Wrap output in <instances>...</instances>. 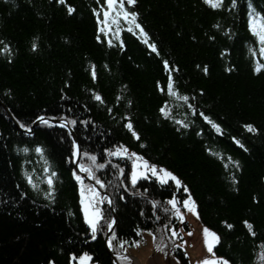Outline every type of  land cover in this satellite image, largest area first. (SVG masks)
<instances>
[{
    "label": "trees",
    "instance_id": "trees-1",
    "mask_svg": "<svg viewBox=\"0 0 264 264\" xmlns=\"http://www.w3.org/2000/svg\"><path fill=\"white\" fill-rule=\"evenodd\" d=\"M245 3L237 0L233 8L231 0H224L218 10L201 0H137L126 5L139 14L157 55L138 36L125 31L123 49L116 41L109 46L108 37L98 32L93 12L100 7L96 0H66L65 5L57 0H0V49L7 45L11 50L0 52V264H70V253L82 252L92 254L98 264H113L104 243L105 222L101 221L102 230L91 240L83 221L72 176L69 132L41 124L28 135L12 121L13 117L31 128L37 116L77 120L70 126L80 143L81 163L91 165L83 155L88 152L97 156V163L105 164L103 169L91 166L104 182L101 189L113 198L114 252L121 248V241H138L148 230L156 242L164 237L166 244L168 232L162 234L158 223L170 220L168 227H179L167 200L173 194L178 199L185 195L172 182L161 186L145 179L131 185L126 178L131 160L105 152L125 144L156 165L167 166L187 185L200 220L220 235L217 256H225L231 264H261L264 69L255 72L254 68L257 62L264 64V56L245 29L249 5ZM250 3L258 8L254 0ZM67 5L75 9L71 15ZM121 24L127 28L125 22ZM163 60L178 69L172 77L179 94L189 97L187 103L158 91L157 81L167 83ZM94 93L101 95L103 103L93 98ZM165 100L172 110L168 119L159 112ZM201 112L220 126L219 132ZM128 119L139 140L124 127ZM245 124H252L256 131L249 132ZM37 145L44 149L43 155L35 152ZM25 147L28 152L23 151ZM45 161L57 173L52 199L43 194L47 190ZM25 172L33 176L39 190L28 185ZM102 211L108 220L113 219L106 206ZM245 220L253 224L255 236L249 234ZM224 221L233 227L227 228ZM184 225L188 230L189 225Z\"/></svg>",
    "mask_w": 264,
    "mask_h": 264
},
{
    "label": "snow or ice",
    "instance_id": "snow-or-ice-1",
    "mask_svg": "<svg viewBox=\"0 0 264 264\" xmlns=\"http://www.w3.org/2000/svg\"><path fill=\"white\" fill-rule=\"evenodd\" d=\"M58 3L61 5L66 4V0H57ZM97 4H100V7L98 9H93L94 14L97 17V22L100 27H98V32L102 33L105 37H108L107 43L109 46H113L114 41L118 42L117 46L123 49L124 42L121 39V21L125 22L127 24V31L129 33H132L133 35H136L140 38V40L146 44L153 52H155L157 55H159V52L157 50V47L155 43L149 42L148 33L144 30L143 26L138 21V13L136 11L129 10L126 5L131 6L135 5L137 0H103V3H101V0H96ZM203 3L211 7L212 9H220L224 5V0H203ZM237 4V0H231V7L235 8ZM249 12H248V29L251 33V35L255 38L256 43L259 45V54L261 56H264V12H258L252 4L248 5ZM75 11L74 7L71 5H67V12L69 15H71ZM103 18L101 19L100 16ZM218 27V25H217ZM111 33V36L109 34ZM96 39L98 41L101 40V36L97 35ZM37 47L36 43H33L32 48L35 50ZM10 48L5 45L4 48L0 49V52H6L10 53ZM251 51V49H250ZM164 65L165 71L168 73L167 76V83L166 85H161L159 81H157V89L161 93H166L169 97H174L179 100H183L185 103L188 102L189 97L186 95H180L178 92V89L175 86V82L172 77V72L178 71L177 68L171 67L169 65V62L167 60L162 61ZM261 69H264V64L257 62L256 66L254 68L255 72H260ZM230 70V69H229ZM205 73L207 72V67L204 68ZM93 80L96 79V72H95V66H92V72H91ZM93 98L97 101H100L103 103V98L99 93H94ZM120 97H117V100H119ZM129 103H131L129 101ZM189 108L193 109V112H195V109L192 104H188ZM111 111V109H109ZM171 108L169 106V101L165 100L164 103L160 106L159 112L160 114L168 119L171 118ZM200 115L203 117L205 121H207L209 124H212V126L219 132L220 126L218 124H215L211 119L204 115L202 112ZM37 121H39L41 124L47 125L49 127L53 126V121L59 122L60 127H66L68 124L76 125L77 120L65 118L64 116H61L59 118L57 117H45V116H37ZM35 123V122H34ZM86 123V122H81ZM183 127L187 128L189 125L187 123H184L183 121H178ZM21 128H26L28 133H31L32 129L25 124H20ZM124 127H126L131 133L132 136L139 140V134L134 130L133 124L130 119L127 120ZM244 128L248 130L249 132H255L256 129L252 124H245ZM235 140V137H233ZM237 144H240L239 140H235ZM143 147V145H141ZM243 147V145H241ZM24 152H28L29 149L25 147L23 149ZM211 151V149H209ZM35 152L38 154L43 155L44 149L37 145L35 147ZM105 152L109 156H115L120 157L121 159H130L131 160V172L126 176L127 179L130 180L131 185L135 186L137 182L142 178L149 177V174L151 177H155L156 182H158L161 186L168 185L170 182H172L175 185V188L177 190H182L184 193L187 194L186 198L178 199L176 195H172L170 199L167 200V204L171 205V209L173 210L174 216L179 219L181 222L184 221V213L181 211V208L186 210L187 212L197 214V207L196 202L191 196L190 190L172 171L168 170L167 168H164L163 166H158L156 164H151L147 159H145L142 155L136 153V152H129L128 148L121 144L115 147L114 150L112 149H105ZM214 155H218L216 153H213ZM80 155V147L75 139L72 140V152H71V160L73 163L76 164V167L72 170V176L74 180L79 185V204L81 211L83 213V221L87 225V230L90 232V239L95 240L97 238L98 231L102 230L101 221L103 220L106 224L107 230L111 233V236L109 239H107L106 244L109 250L114 249V241L113 237L116 236V233L113 230V224L115 223V220H108L100 207L101 204L105 202V200H108L106 196H102L100 192L96 189V187L92 184H86L85 183V177L82 176L80 173H86L87 177L95 180V183L99 185L101 188L105 187L104 182L99 179V177L96 176V173L93 171V167L91 165H95L96 168L103 169L105 167L104 163H97V156L88 152H84L83 155L88 157L89 161L91 162V165L79 163L78 156ZM223 158V157H221ZM229 160H231V157H228ZM233 163L236 165V167H239V163L236 161H233ZM227 167V165H225ZM113 167H118L117 165H113ZM44 172L46 173L44 177V182L47 184V190L44 191V195L48 197L49 199H52V193L55 191L54 189V182L57 173L55 171H50L48 162L45 161V167ZM119 172L121 175H124V170L119 169ZM24 176L26 178V181L28 185H30L34 190H39V184L33 179V176L29 173L25 172ZM232 182L236 183L235 176H232ZM123 198V197H122ZM255 199V198H254ZM108 203L110 204L111 201L108 200ZM153 206L155 207L156 201H153ZM165 211H168L165 209ZM227 228L231 229L233 225L228 224L226 221L223 222ZM243 224L247 228L250 235L255 236L256 232L254 231V226L251 222L245 220L243 221ZM168 233L170 235L168 236V239L171 241L180 240L181 244L176 245L173 244V247H181L183 244L187 243L183 240L182 236L180 235V231L175 227H168L167 225L164 226ZM140 229H137V234H140ZM151 232V230H148ZM203 244L206 247L207 253L212 254L211 257H205L200 261H197V264H230V261L224 257H216L214 254V248L216 245L220 242V237L218 233L215 231L210 230L207 227L203 228ZM189 235H192L191 232L188 233ZM153 241L157 240V237L154 233H152ZM161 243H158L156 246L157 251H163L166 247L164 243V237L160 238ZM125 241L120 242V246L123 247ZM134 245H138V241H133ZM261 251L258 254V259L260 260L261 264H264V242H261L260 244ZM187 255V253H185ZM121 260H129L130 258L127 255L119 256L118 257ZM70 264H98L97 262L93 261V256L89 252H82L80 254L76 253H70L69 256ZM47 264H55V261H48Z\"/></svg>",
    "mask_w": 264,
    "mask_h": 264
},
{
    "label": "rangeland",
    "instance_id": "rangeland-1",
    "mask_svg": "<svg viewBox=\"0 0 264 264\" xmlns=\"http://www.w3.org/2000/svg\"><path fill=\"white\" fill-rule=\"evenodd\" d=\"M109 36H111V34H109ZM126 147L128 148L129 152H136V153L142 155L138 151H136L134 149H131L128 146H126ZM164 168H166V167H164ZM149 176H150V174H149ZM142 179H145V178H142ZM102 205L103 204H101L100 207H102ZM181 211L184 213V221L181 222L178 219L179 224H181V225L177 229L180 231V235L182 236L183 240L187 242V243L183 244L181 246V248H183V250L187 253V257L189 258V264H197V261H200V260H202L205 257H211V255H212V254L207 253L206 247L203 244V231L202 230H203L204 227H207V226H205L204 224H202V222L200 221L199 215H196V214L187 212L183 208H181ZM197 214H198V211H197ZM186 222L189 225V229L188 230L185 229V226H184V224ZM207 228H209V227H207ZM210 230H212V229H210ZM189 232H191L192 235H189L188 234ZM169 235H170V233L168 234V236ZM138 242H139L138 245H134V244H132V245H126L125 248L123 249V252L127 256L133 255L136 258H138L139 261H140V264H146L149 256L152 255V253H153V242L154 241H153V237H152V232H143L141 234V239ZM174 243L176 245H180L181 244V241L180 240H175L173 242V244ZM173 248H176V247H173V245H172V248L171 249H173ZM214 254L217 257V254L215 252V248H214ZM160 255L163 258L162 264H167V262H166V259H167V253H166V251H160Z\"/></svg>",
    "mask_w": 264,
    "mask_h": 264
},
{
    "label": "bare ground",
    "instance_id": "bare-ground-1",
    "mask_svg": "<svg viewBox=\"0 0 264 264\" xmlns=\"http://www.w3.org/2000/svg\"><path fill=\"white\" fill-rule=\"evenodd\" d=\"M202 2H203V0H201ZM252 0H246V6H247V3H249V4H251L250 2H251ZM254 2H255V4L257 3V7L258 8H256V10L258 11V12H264V9H263V7L262 6H260V3L259 2H263V4H264V0H254ZM128 6V5H127ZM132 6V5H131ZM212 9V8H211ZM247 13L245 14V15H247V21H248V12H249V8H248V6H247ZM212 10H218V9H212ZM248 23V22H247ZM99 27H100V25H98ZM121 26V35L123 34V32L125 31L127 34H129V32L125 29V24H121L120 25ZM245 29L248 31V32H250L249 31V29H248V25H247V27L245 26ZM111 34V33H110ZM251 34V33H250ZM141 41V40H140ZM142 42V41H141ZM149 42H150V39H149ZM143 43V42H142ZM151 43V42H150ZM144 44V43H143ZM4 110H5V108H4ZM70 125V124H69ZM40 126V125H39ZM38 127V126H37ZM36 127V128H37ZM59 127V126H58ZM71 127V126H70ZM21 128V127H20ZM72 128V127H71ZM22 129V132H27V130H24L23 128H21ZM63 129H65V128H63ZM65 130H67V129H65ZM68 131V130H67ZM69 132V131H68ZM70 134V133H69ZM71 135V134H70ZM72 137V136H71ZM80 144V143H79ZM125 145V144H124ZM127 146V145H126ZM143 155V154H142ZM81 156H82V152H81ZM144 156V155H143ZM145 157V156H144ZM146 158V157H145ZM147 159V158H146ZM151 164H155V163H153V162H151L149 159H147ZM79 163H81V159L79 160ZM131 161H130V166H129V171H128V173L130 174V172H131ZM74 164V163H73ZM74 166V168L76 167L75 165H73ZM158 166H163V165H158ZM164 167H166L167 168V166H164ZM169 169V168H168ZM169 170H171V169H169ZM172 171V170H171ZM173 172V171H172ZM174 174H176L175 172H173ZM82 176H84L85 177V183L86 184H92V185H95L96 186V189L100 192V194L102 195V196H106L107 198H108V200H110L111 201V203H110V205H111V209L109 208V206L106 204V202H108V200H105V202L103 203V205H102V207L103 206H106L110 211H111V213H112V215H113V219H115L116 221H117V216H116V211H115V208H114V204H113V198H112V196L110 195V193L107 191V190H103V189H101V187H99V185H97L96 183H95V180H92V179H90V178H88L87 177V174L86 173H80ZM177 175V174H176ZM178 176V175H177ZM179 177V176H178ZM180 178V177H179ZM74 179V178H73ZM86 179H90L93 183H91V182H89V181H87ZM145 179H154L155 180V177H151V175L148 177V178H145ZM145 179H141V180H145ZM181 179V178H180ZM182 180V179H181ZM75 181V180H74ZM140 181V180H139ZM76 182V181H75ZM77 183V182H76ZM77 188H78V196H79V185L77 184ZM190 190V189H189ZM176 191H177V189H176ZM178 191H182V190H178ZM102 192V193H101ZM190 193H191V195H192V197L194 198V200H195V202H196V199H195V197H194V195L192 194V192L190 191ZM186 196H187V194L185 193V195H184V198H186ZM79 199H80V197H78V205L80 206V204H79ZM183 198H181V200H182ZM153 205V204H152ZM168 206V209H169V212L172 214V212H173V210L171 209V205H167ZM102 207H101V209H102ZM154 207V206H153ZM196 207H197V211H198V205H197V202H196ZM80 212L82 213V211H81V208H80ZM199 215V214H198ZM82 217H83V214H82ZM154 218H156V213H154ZM157 219V218H156ZM170 221V220H169ZM169 221H167V222H165V221H161L162 223V226L164 227L166 224H168V222ZM201 221V220H200ZM202 222V221H201ZM187 223V222H186ZM171 223L169 222V225H170ZM188 224V223H187ZM202 224H204L205 225V223H203L202 222ZM116 225V224H115ZM168 225V226H169ZM181 224H179V226H180ZM158 226L160 227V229H162V227L160 226V223H158ZM185 226V225H184ZM205 226H207V225H205ZM207 227H209V226H207ZM115 228V227H114ZM165 228V227H164ZM210 229H212L213 231H215L216 233H218V231H216L215 229H213V228H211V227H209ZM114 230V229H113ZM165 230H166V232H168L167 231V229L165 228ZM109 232V231H108ZM106 234H107V232H106ZM162 234H163V232H162ZM169 234V233H168ZM218 235H219V233H218ZM110 236H111V234H110ZM219 237H220V235H219ZM141 239V238H140ZM105 240H106V235H105V239H104V243H105ZM139 241V240H138ZM157 244H158V242H156ZM133 243H124V245H123V247H121L120 249H118V251H113V250H111V251H109L112 255H114V256H124L125 254H124V252H123V249L125 248V246L126 245H132ZM217 247V246H216ZM216 247H215V252H216ZM172 248V247H171ZM178 250H180V252L178 251ZM163 251H166V253H167V249H166V247H165V249L163 250ZM260 251H261V249H260ZM108 252V253H109ZM164 253V252H163ZM171 253H172V255L178 260V262H179V264H189V258L187 257V255H185V251L183 250V248H181V247H178V248H173V249H171ZM110 255V254H109ZM130 259L129 260H125V263L126 264H140V261H139V259L138 258H136L135 256H133V255H129L128 256ZM178 257H180L179 259H178ZM217 257H222V256H217ZM224 258H226L225 256H223ZM227 259V258H226ZM229 260V259H228ZM162 261H163V258H162V256L160 255V262H161V264H162ZM114 262H115V264H119V261L117 260V259H114ZM230 264H231V262H230Z\"/></svg>",
    "mask_w": 264,
    "mask_h": 264
},
{
    "label": "water",
    "instance_id": "water-1",
    "mask_svg": "<svg viewBox=\"0 0 264 264\" xmlns=\"http://www.w3.org/2000/svg\"><path fill=\"white\" fill-rule=\"evenodd\" d=\"M12 121L16 124V126L22 131V129L20 128V125L16 122V120L12 117ZM41 125V123L39 121H35V123H33V125L31 126V133H28V135H33L34 134V130L36 129L37 126ZM53 125H56V126H59V122L58 120L57 121H53ZM60 127V126H59ZM60 128H65L69 131V133L71 134L72 136V139H75L76 142L78 143L79 147H80V144H79V141H78V138H77V135L74 131L73 128L70 127V125L68 124L66 127H60ZM81 147H80V155L78 156V161L81 159ZM74 165L76 166V164L74 163ZM87 181L93 183L90 179H86ZM95 186V185H94ZM96 187V186H95ZM102 193V192H101ZM106 204L109 206V208L111 209V205L106 202ZM115 220V219H114ZM115 224H116V220H115V223L113 224V229L115 227ZM160 226L162 227V232L163 234H165L166 230L165 228L162 226V224H160ZM110 232H108L107 230V234H106V240H105V245H106V248L109 251L108 247H107V244H106V241L107 239L110 238ZM166 245V248H167V259H166V262L167 264H179L178 260L172 255L171 253V247L173 245V242L169 239H167V243L165 244ZM156 246H157V243L156 241L153 242V253L152 255L149 256L148 260H147V263L146 264H161L160 262V251H157L156 250ZM111 258H112V262L113 264H115L114 262V259H117L119 261V264H126L125 263V260H121L119 259L118 257L119 256H114L112 255L110 252H109Z\"/></svg>",
    "mask_w": 264,
    "mask_h": 264
}]
</instances>
